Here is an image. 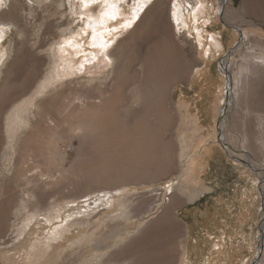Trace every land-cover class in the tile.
I'll use <instances>...</instances> for the list:
<instances>
[{
    "label": "rangeland",
    "instance_id": "374dc122",
    "mask_svg": "<svg viewBox=\"0 0 264 264\" xmlns=\"http://www.w3.org/2000/svg\"><path fill=\"white\" fill-rule=\"evenodd\" d=\"M67 3L0 4V18L13 16L0 20L11 25L0 40V264H94V245L112 250L114 233L124 228L134 235L122 243L124 252L104 255V264H185L187 256L192 264L209 257L214 264H263L264 62L256 56H264V0H151L130 28L111 37L108 54L117 60L109 65L99 56L82 72L83 56L60 48L82 27L72 22L79 4ZM136 7L129 0L111 26ZM243 30L250 38L244 45ZM83 42V52L99 53L87 47L89 37ZM232 49L230 66L220 65ZM227 68L236 78L230 95ZM243 153L249 161L239 159ZM202 155L209 163L200 172ZM190 158L197 170L185 184L179 181ZM190 184L198 185L192 198ZM105 187H121L124 197L132 192V221L143 218L140 228L119 217L101 227L115 208L95 211L85 228L70 225L78 216L69 213L86 199L95 204ZM181 188L186 195H178ZM172 189L179 207L164 214ZM91 232L96 240L80 245ZM219 240L226 249L212 253Z\"/></svg>",
    "mask_w": 264,
    "mask_h": 264
},
{
    "label": "bare ground",
    "instance_id": "6f19581e",
    "mask_svg": "<svg viewBox=\"0 0 264 264\" xmlns=\"http://www.w3.org/2000/svg\"><path fill=\"white\" fill-rule=\"evenodd\" d=\"M17 1V0H16ZM200 1V0H199ZM203 4V3H202ZM221 11H222V9H221ZM203 12V11H202ZM5 14V13H4ZM4 14L1 16V18H0V20H10V21H13V16L11 17L10 15H9V17H7V18H4ZM11 14H13V13H11ZM138 15H139V13H138ZM132 18V16H130L128 19H131ZM177 19H178V17H177ZM206 20H210L208 17L207 18H205ZM195 20H197V19H195ZM185 23V22H184ZM211 36H212V39H214V35L213 34H211ZM249 35H248V32L246 31V30H243L242 31V33H241V43H243V45L245 44V43H248V41H249ZM240 43V42H239ZM238 43V44H239ZM240 43V44H241ZM201 44H202V42H201ZM200 44V45H201ZM237 44V45H238ZM252 44V43H251ZM248 45L247 47H246V49H247V51H251V50H253V48H254V44H252V45ZM203 45V44H202ZM216 45H219V46H222V42L221 41H217V44ZM246 46V45H245ZM239 48L240 47H238V49H237V51L239 50ZM207 49H205V51H206ZM234 51V50H233ZM207 52V51H206ZM236 52V51H235ZM235 52H233V53H235ZM232 53V54H233ZM109 56H110V58H111V60H113V61H116L117 60V58H116V56L114 55V53L112 52V51H110V53H109ZM256 57H258V61H263L264 62V56H256ZM230 61V60H229ZM229 61H226V59H224V61H223V64H220V65H222V66H230V63H229ZM114 70H115V67L111 70V72H114ZM226 75H227V73H226ZM228 77V76H227ZM236 78L235 77H232L231 78V80H232V82L230 83V88L234 85V80H235ZM89 82V81H88ZM90 83V82H89ZM227 84H229V81H228V79H227ZM75 100H79V101H83L84 99H82V97L81 96H76L75 97ZM226 112V111H225ZM141 119V118H140ZM142 120V119H141ZM146 120V119H145ZM140 122V121H139ZM142 122V121H141ZM140 122V123H141ZM144 122V121H143ZM143 122H142V124L141 125H143ZM135 124V123H134ZM262 124V123H261ZM139 127V126H138ZM140 128V127H139ZM139 128L137 129V130H139ZM142 128V127H141ZM140 128V129H141ZM145 128H146V126H145ZM147 129H149V128H147ZM145 130V129H144ZM143 130V131H144ZM146 131H148V130H146ZM132 133H134V132H132ZM136 133V132H135ZM137 133H138V131H137ZM140 133H141V135H143L144 133H142L141 131H140ZM146 133H149V132H146ZM151 134V133H150ZM145 135V134H144ZM225 135V134H224ZM139 136V135H138ZM148 136V135H147ZM151 136V135H150ZM140 137V136H139ZM142 137V136H141ZM226 137V136H225ZM138 138V137H137ZM144 138H148V137H146V135H145V137ZM144 138H142V141H143V139ZM150 138H152V137H149V140H151ZM219 139H220V135H219ZM139 141V140H141V138L138 140V139H135V141ZM145 140V139H144ZM148 140V141H149ZM152 140H153V138H152ZM152 140H151V142H152ZM147 141V140H146ZM140 142V141H139ZM145 142V141H144ZM135 142H133V144H134ZM150 143V142H149ZM143 144V143H142ZM142 144H140L141 146H142ZM147 144L148 143H146V145L145 146H147ZM140 145H138V147H140ZM144 146V147H145ZM252 146V145H251ZM143 147V146H142ZM143 147V148H144ZM245 148L243 149L245 152L247 151V152H250V149H251V147H247V146H244ZM262 147H264V143L262 144ZM145 149H147V148H145ZM137 156H138V154H136ZM130 156V155H129ZM133 156V155H132ZM143 156V155H142ZM239 159H242L243 161H249L248 160V158H246V155L243 153V154H240V156H239ZM198 161V160H197ZM186 163L184 164L183 163V167H182V177H181V179H180V181L179 182H182V183H185L186 182V180L188 179V178H190L192 175H194V173L196 172V170H197V168H196V166H195V163H194V161L190 158V159H188L187 161H185ZM255 171L258 173V174H260V167L259 166H256V168H255ZM44 174H42L41 176H43ZM262 175V174H261ZM262 176H264V174L262 175ZM195 181V180H194ZM186 184V183H185ZM191 185V184H190ZM183 187V186H182ZM169 188V187H168ZM190 189H191V192H189L188 193V195H187V197L188 198H192L193 197V195L194 194H197L198 193V185H191L190 187H189ZM120 189H122L121 187H119V188H115V187H105V188H100V190H98V192L99 193H103L104 192V194H101V195H99L98 196V198L97 199H95L94 201H95V204H92V202L91 201H87V199H86V201L84 202V203H82V205H79L78 204V207H77V209H74L73 211H71L70 213H69V217H73L74 215H76V216H78L77 218H73V221L71 222V224L70 225H72V226H74V225H80V226H83V228H85V227H87L88 225H89V223H90V221H91V217L92 216H90L92 213H94L95 211H98V212H102V209H110V208H115V211H112L111 213H109L108 215H107V217L106 218H103L102 220H101V223H102V225H101V227L102 226H107L108 224H110L111 223V221H115V220H117V218L119 217V218H122V220H123V222H122V224H124L125 226H129V225H135L136 226V228H140L141 227V222H140V219H142L143 220V218H137V219H135L134 221H132L134 218H136L137 217V215L134 213V206L136 205L135 204V202H134V200H132V198H131V196H129V195H131L132 194V192L131 191H129L128 192V196H125L124 197V195H122L121 194V192H120ZM176 189H172V190H170L169 191V193H173L172 195H170V197H168L167 199H165V206L163 207V213L165 214V213H171V212H173L174 211V209H176V207H179L177 204H178V202H177V198H178V195L179 196H184V195H186L185 194V191H184V189H182L181 188V190H180V192H178L179 194L177 195V194H175V191ZM125 194V193H124ZM127 194V193H126ZM96 198V197H95ZM78 198H74V200L73 201H76ZM176 199V200H175ZM116 200H118V202H116ZM221 200V199H220ZM163 204V202H159V203H157L156 205H158V206H161ZM74 205V204H73ZM173 210V211H172ZM177 211V210H176ZM30 216L31 215H29L28 216V218H30ZM118 218V219H119ZM27 219V218H26ZM164 221V220H163ZM162 221V222H163ZM159 223H161V222H159ZM164 224H165V221H164ZM165 226V225H164ZM97 227H100V226H97ZM162 228V227H161ZM166 228H168L167 226H166ZM222 228V233H221V235H219V236H221L222 237V239H225V235L227 234V232H225V229L223 228V227H221ZM263 228H264V225H263ZM18 230H20V229H18ZM161 231V230H160ZM140 232V231H139ZM131 233V231L130 230H128V229H126V228H124V232L122 231V233H120V232H115L114 233V238H115V241H114V243L111 245V247L113 248V249H122V251L124 252V250H123V248L125 247V245L124 246H122V243L123 242H125V241H127L128 240V238L129 237H132L133 235H134V231H133V234H130ZM20 235H21V232H20ZM95 232H91V233H88V234H83L80 238H79V244L80 245H82V244H85V243H90V242H93L94 240H96L95 239ZM110 235V234H109ZM233 235H235V233L233 234ZM230 237V236H229ZM159 239H157V241H158ZM220 242H216L214 245H213V247L211 248L212 249V253H213V251L215 250V248H217V251H216V253H219V254H221V252H223V250L224 249H226V246H227V243H225V242H222V240H219ZM140 242H142V241H140ZM162 242V241H161ZM151 246V245H150ZM156 246V245H155ZM223 246V248H221ZM146 247H148V246H146ZM182 247H183V249H185V247L186 246H184V242H183V244H182ZM94 248H95V252H94V254H93V257H91L92 259L91 260H94L93 261V263L94 264H104L103 262H101V259H102V257L104 256V255H106V254H111V252H112V250H107V251H104V252H100L101 250H102V246H101V242H99L98 244H95L94 245ZM104 248V247H103ZM109 248V247H108ZM145 247H143L142 248V250L144 249ZM126 249V248H125ZM223 249V250H222ZM127 250H129V249H127ZM127 250H125V252L127 251ZM142 250H140V251H142ZM146 250H148V248L146 249ZM157 251H158V248H157ZM138 252H139V250H138ZM147 252V251H146ZM162 253V252H161ZM138 254V253H137ZM137 254H134V255H136V256H138ZM141 254V253H140ZM165 254V253H164ZM167 254V253H166ZM142 255V254H141ZM150 255V254H149ZM232 255V254H231ZM161 256V255H160ZM160 256H159V258H160ZM130 257V256H129ZM134 257V256H133ZM132 257V258H133ZM141 258H143V256H140ZM153 257V256H152ZM228 257V256H227ZM146 258V257H145ZM184 258H185V256H184ZM147 259V258H146ZM150 259V258H149ZM155 259H156V257H155ZM158 259V258H157ZM263 259H264V255H263ZM141 260V259H140ZM144 260V259H143ZM214 260H216V258L214 259ZM87 261H90V260H87ZM160 261L162 262V259H160ZM170 261V260H169ZM185 261V264H192V259L189 257V256H187L186 257V260H184ZM138 262V261H137ZM157 262V261H156ZM222 262V261H221ZM142 263V262H141ZM120 264H136V259H134V260H124V261H121L120 262ZM170 264V263H169ZM201 264H214L213 263V261L210 259V257L209 258H207V260H205V261H203ZM264 264V263H263Z\"/></svg>",
    "mask_w": 264,
    "mask_h": 264
},
{
    "label": "snow or ice",
    "instance_id": "6c2138e0",
    "mask_svg": "<svg viewBox=\"0 0 264 264\" xmlns=\"http://www.w3.org/2000/svg\"><path fill=\"white\" fill-rule=\"evenodd\" d=\"M79 4L80 15L74 19L73 23H80V27L71 38L66 39L60 45L61 50L65 48L77 52V58L83 56V62L79 64V70L82 72L86 63L90 64L97 60L99 56L110 65L112 60L108 54V49L112 47L115 41L111 37L122 30H126L132 26L137 19L138 13L144 10V7L151 3V0H131L132 3L138 5L133 9L131 19L123 20L118 27L111 26L122 19V9L129 0H76ZM28 4H32L33 0H27ZM3 4V0H0ZM72 0H68L67 7L71 8ZM191 7V5H189ZM199 7V5H197ZM95 13V14H94ZM75 15V13H73ZM11 25L0 24V40H3V32L10 31ZM83 37H89L87 47L91 49H99V53H85L82 50L86 47L83 42ZM91 55V60L88 56ZM2 62V57H0Z\"/></svg>",
    "mask_w": 264,
    "mask_h": 264
},
{
    "label": "crops",
    "instance_id": "0c3cea01",
    "mask_svg": "<svg viewBox=\"0 0 264 264\" xmlns=\"http://www.w3.org/2000/svg\"><path fill=\"white\" fill-rule=\"evenodd\" d=\"M201 69V68H200ZM199 69V70H200ZM209 80V82H210V80L211 79H208ZM180 85H182V84H180ZM183 85H186V84H183ZM214 137H215V140H216V142L217 143H220V141H219V133L218 132H215V135H214ZM202 142H200V143H197L196 145H195V148H198V146H200V144H201ZM183 148H185V147H183ZM214 149H213V147L212 148H207V152L210 154V155H212V152H214L215 153V151H213ZM203 157H202V161H201V166H200V168L198 169L200 172L201 171H203V170H206V168H207V166H208V163H209V160H207V161H204L205 159H204V157H205V155H202ZM207 158V157H206ZM221 162H224V161H221ZM206 193V192H205ZM259 195H262V192L260 191L259 192ZM186 206V204L184 205V207ZM183 206H182V208H184Z\"/></svg>",
    "mask_w": 264,
    "mask_h": 264
},
{
    "label": "water",
    "instance_id": "95a60500",
    "mask_svg": "<svg viewBox=\"0 0 264 264\" xmlns=\"http://www.w3.org/2000/svg\"><path fill=\"white\" fill-rule=\"evenodd\" d=\"M233 50L234 49H232V50H230V51H228V53L225 55V59H226V61H229L230 60V58H231V56H232V53H233ZM223 58V59H224ZM223 59L220 61V64H223ZM227 79H228V81H229V86H228V89H227V94H229L230 95V83L232 82V80H231V78H232V74H230V72H229V69L227 68ZM228 96V95H227ZM225 108V107H224ZM220 121H218V128H220ZM219 134H221L220 132H219ZM221 141V143H222V145H224L223 144V142H222V140H220ZM229 153V152H228ZM229 155L231 156V157H233L230 153H229ZM263 219H264V214H263Z\"/></svg>",
    "mask_w": 264,
    "mask_h": 264
}]
</instances>
